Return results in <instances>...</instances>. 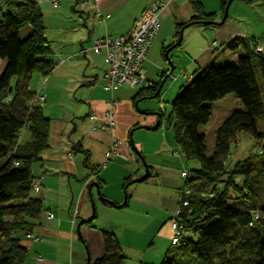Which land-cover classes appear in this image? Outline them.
I'll return each mask as SVG.
<instances>
[{
    "label": "crops",
    "instance_id": "obj_1",
    "mask_svg": "<svg viewBox=\"0 0 264 264\" xmlns=\"http://www.w3.org/2000/svg\"><path fill=\"white\" fill-rule=\"evenodd\" d=\"M56 1V8L47 2L39 5L46 16L44 26L49 17L55 21V36L50 38L46 28L44 33L54 67L45 77L39 74V86L33 90L36 104L49 120L48 147L31 166L33 183L40 187L31 195L42 200V213L28 228L38 241L20 234V244L27 251L23 264H93L103 254L102 230L117 237L125 264H159L171 247L170 216L183 186L180 173L186 161L177 150L173 130L171 135L162 126L160 106L145 101L135 108L140 89L102 86L104 54L94 53L91 45L105 34L127 33L148 2L163 0H99L97 7L79 0ZM198 1L213 22H219L226 10L224 22H191L195 14L191 0H171L159 15L160 29L146 54L145 76L158 83L167 65L157 52L160 48L164 57V49L178 39L181 28L176 25L182 24L181 41L169 52L181 78L175 93L196 70L210 64H235L246 54L240 46L228 47L233 39L264 41V0H258L257 9L256 0H229L224 11L222 0ZM214 41L218 49L212 47ZM109 102L114 103L111 132L100 129ZM143 126L146 130L134 131ZM113 138L119 143L113 145ZM18 141L27 140L21 142L19 135ZM110 150L131 158L126 161L113 152L108 156ZM146 172V178L138 180ZM95 183L97 189L89 190ZM97 190L114 204L101 200ZM46 211L53 216L47 217ZM80 221L84 223L77 229Z\"/></svg>",
    "mask_w": 264,
    "mask_h": 264
},
{
    "label": "trees",
    "instance_id": "obj_2",
    "mask_svg": "<svg viewBox=\"0 0 264 264\" xmlns=\"http://www.w3.org/2000/svg\"><path fill=\"white\" fill-rule=\"evenodd\" d=\"M228 1L222 0L223 11ZM191 4L195 12L191 22L211 20L198 0H191ZM39 5L35 0H0V264H23L27 251L18 236L24 233L28 237L31 221L42 213V200L31 195V166L48 147L49 120L36 104L29 83L33 73L47 76L54 63L49 59L51 50ZM176 26L182 28V24ZM251 41L233 39L228 47L240 46L246 54L235 64H210L196 70L171 102L177 150L186 162L198 161L200 168L187 172L183 179L177 221L184 233L159 264H264V204L257 206L248 196L249 190L239 188L231 179H247L258 165L264 171V131L259 126L264 101L256 77L259 72L264 81V53H252ZM157 86L151 83L140 89L136 99L154 95ZM230 94L242 109L234 110L220 123L212 153L206 156L205 135L198 127L210 118L207 103ZM24 128L30 139L20 144L18 137ZM240 134L249 135L262 149L227 166L231 145ZM227 173L231 178L225 188H215ZM230 188L234 196L227 192ZM183 202L187 206H182ZM100 233L103 254L93 264H125L117 237L105 230Z\"/></svg>",
    "mask_w": 264,
    "mask_h": 264
},
{
    "label": "built area",
    "instance_id": "obj_3",
    "mask_svg": "<svg viewBox=\"0 0 264 264\" xmlns=\"http://www.w3.org/2000/svg\"><path fill=\"white\" fill-rule=\"evenodd\" d=\"M98 1L99 0H80L81 4H89L95 7H97ZM43 2L49 3L51 8H56L58 6L56 0H35L36 4H41ZM170 2L171 0H163L161 2L150 1L146 4L140 15L134 20L131 29L127 33L115 37L105 34L92 41V51L96 54H104L103 60L106 69L102 78V86L105 89H113L118 86L144 89L151 85V82L145 76L144 62L147 51L160 29L159 15ZM212 47L218 49V43L214 41ZM250 49L255 55L264 53V41L252 39ZM82 52L85 53V50L83 49ZM170 77L172 80L176 78L172 75ZM91 118H95V116L91 115ZM114 125V103L109 102L105 113V121L100 124V129L111 132ZM112 143L113 145L119 143V140L113 138ZM112 152L117 157L126 161H129L131 158L129 155L125 156L113 150H110L107 155H111ZM14 165L17 166L18 163L14 162ZM180 175L183 179L186 178L187 171L183 170ZM39 190V185L33 183L32 192L37 193ZM182 206H187V202H183ZM180 207L181 204L177 203L170 217V226L173 232L171 238L172 245L177 244L179 238L184 233L183 225L177 221V217L181 212ZM76 213L75 207L71 214L72 223L75 221ZM45 215L49 218L53 216L49 211H46ZM28 237L34 241L39 240V237L33 234H28Z\"/></svg>",
    "mask_w": 264,
    "mask_h": 264
},
{
    "label": "rangeland",
    "instance_id": "obj_4",
    "mask_svg": "<svg viewBox=\"0 0 264 264\" xmlns=\"http://www.w3.org/2000/svg\"><path fill=\"white\" fill-rule=\"evenodd\" d=\"M255 1V0H252ZM259 2L258 0H256V2H254V7L257 9L259 6L257 5ZM262 13V12H261ZM46 16L44 15L43 18H45ZM45 28H46V33L48 32V36L53 37L55 36V21L53 18L49 17L48 19L45 20ZM22 33V30H21ZM54 39V38H53ZM167 48L164 49V53L166 51ZM158 58L160 59V61H163V53L162 50H158ZM178 68L174 69L172 76L174 77H178ZM257 80L258 82H260L259 86H261V96H262V101H264V81H262V78L260 76L259 73L256 74ZM40 76L38 73H33L32 77L30 79V89L31 90H36L38 85V81L40 80ZM161 80V79H160ZM181 78L178 77L177 81H173L171 77H168L165 82L164 85L161 89V92L158 96L156 97H149L148 99H144L142 100L141 98H137L135 100L134 103H136L135 108H140L139 106L147 101V102H155L156 105L161 109V112L163 114V118H162V126L164 127V130L167 131L168 133H171L172 135V119L173 116L171 114V102L173 101V99L175 98V96L177 95V93L174 92V90L177 89V87L180 85ZM11 87L13 88V84L11 85ZM124 89L128 90V91H138L137 88L134 89H130L128 88V86H124ZM233 100H236L238 105H235L233 102ZM210 104L211 106V115L210 118L208 120V122L204 125H201L198 127V131L200 133H203L205 135V146H206V152L205 155L206 156H210L213 150V145H214V141H215V136H216V131L218 126L220 125V123L234 110H241L242 106L239 103V101L234 97V95L230 94L227 98H225L224 100L220 101H216L213 103H207ZM135 105V104H134ZM170 123V126H169ZM259 126H260V130L264 131V118L259 120ZM140 127V126H139ZM144 127V126H143ZM170 127V128H168ZM141 129H145L144 128H138L135 129L134 131H140ZM146 130V129H145ZM133 131V132H134ZM20 138H21V142H25L26 140L28 141L30 138L29 132L27 129H23L20 133ZM133 140V139H132ZM258 149H262L260 145H255L253 139L247 135V134H240L237 138V141L235 143H233L231 145V153L232 156L229 157L227 159V166H233L234 163L238 162V161H243L244 159H247L248 156L251 153L256 152ZM264 151V150H262ZM3 160V159H2ZM0 160V163H2L3 161ZM256 163H258L260 160H255ZM145 162V160H144ZM146 163V162H145ZM147 164V163H146ZM200 168V164L198 161H194V160H189L188 162H186L184 164V167L182 168L183 170H186L187 172H191L192 170L195 169H199ZM230 176L229 174H225L223 176V180L216 182L215 183V188L217 189H224L225 188V184L227 183V181L229 182L230 180ZM234 183H236V185L243 189V190H249L248 196L251 195L253 201L255 202V204L257 206H261L262 204H264V171H260V167L259 165L256 166L254 172L246 179L242 176H235L233 178ZM226 182V183H225ZM227 192L230 194V196H234L236 193L234 192L233 189H228ZM171 217V216H170ZM19 240L22 239V237L19 235L18 236Z\"/></svg>",
    "mask_w": 264,
    "mask_h": 264
},
{
    "label": "water",
    "instance_id": "obj_5",
    "mask_svg": "<svg viewBox=\"0 0 264 264\" xmlns=\"http://www.w3.org/2000/svg\"><path fill=\"white\" fill-rule=\"evenodd\" d=\"M225 17H226V10H225V12H224V14H223L222 19H221L219 22H213V21H200V22L205 23V24H222V23L224 22V20H225ZM182 30H183V27H182V28L180 29V31H179V36H178L177 41H176L175 43H173L172 45H170L169 47H167V49H166V51H165V53H164V58H165V60H166L167 70H165V74H164V76H163V77L161 78V80L158 82L157 89H156V91H155V94H154L152 97H156V96H158V95L160 94L161 89H162V87H163V85H164L165 80H166L168 77H170V76L172 75L173 71H174V64H173L172 60H171L170 57H169V52H170L172 49H174L176 46L179 45V43H180V41H181V38H182ZM157 126H158V122L152 127V129L157 128ZM147 174H148V173L146 172V174H145L143 177H141L140 179H138V180H143L144 178H146ZM93 186L97 189V184H96V183H95V184H91V185L88 187V189L90 190L91 187H93ZM97 194H98V197H99L101 200H103L104 202H107V203H109V204H114L113 202L104 199V198L100 195V192H99L98 190H97ZM82 223H84V221H80V222L77 224L76 228L78 229Z\"/></svg>",
    "mask_w": 264,
    "mask_h": 264
}]
</instances>
